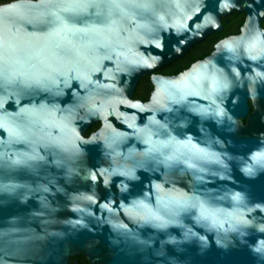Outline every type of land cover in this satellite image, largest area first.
<instances>
[{
  "label": "water",
  "instance_id": "1",
  "mask_svg": "<svg viewBox=\"0 0 264 264\" xmlns=\"http://www.w3.org/2000/svg\"><path fill=\"white\" fill-rule=\"evenodd\" d=\"M236 11L240 34L161 73ZM262 19L264 0L0 5V264H264Z\"/></svg>",
  "mask_w": 264,
  "mask_h": 264
},
{
  "label": "trees",
  "instance_id": "2",
  "mask_svg": "<svg viewBox=\"0 0 264 264\" xmlns=\"http://www.w3.org/2000/svg\"><path fill=\"white\" fill-rule=\"evenodd\" d=\"M205 46L206 42L197 44L184 58L179 59L175 63H172L169 67L163 69L161 73L164 75H175L187 69L195 61L203 59L210 54L212 48L204 50ZM152 90L153 86L150 81V77H144L138 83V86L134 93V99H142L144 101H147ZM99 126L100 124H96L91 127L86 133V136H89L91 133L95 132L99 128ZM76 260L78 261V264H89L88 260L82 255L73 257L70 261V264H75Z\"/></svg>",
  "mask_w": 264,
  "mask_h": 264
},
{
  "label": "flooded vegetation",
  "instance_id": "3",
  "mask_svg": "<svg viewBox=\"0 0 264 264\" xmlns=\"http://www.w3.org/2000/svg\"><path fill=\"white\" fill-rule=\"evenodd\" d=\"M15 0H0V5L10 3ZM246 21V13L234 12L231 15L223 18L222 24L223 28L220 32H215L210 35L204 42H206L205 49H211V52L214 50L215 45L224 38L235 36L241 33L242 26ZM261 27L264 29V19L261 20ZM210 52V53H211Z\"/></svg>",
  "mask_w": 264,
  "mask_h": 264
}]
</instances>
